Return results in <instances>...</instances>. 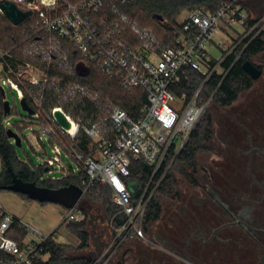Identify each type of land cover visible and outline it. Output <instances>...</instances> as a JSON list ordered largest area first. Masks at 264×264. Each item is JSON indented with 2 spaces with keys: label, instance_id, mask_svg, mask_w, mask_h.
I'll return each instance as SVG.
<instances>
[{
  "label": "built area",
  "instance_id": "built-area-1",
  "mask_svg": "<svg viewBox=\"0 0 264 264\" xmlns=\"http://www.w3.org/2000/svg\"><path fill=\"white\" fill-rule=\"evenodd\" d=\"M6 1L30 11V15L14 24L1 8L0 13L14 26L26 23L24 34L38 38L28 50L38 63L19 59L11 51L0 53L3 90L0 89L6 101V89L1 85L4 80L35 111L29 115L38 124L34 132L44 159L39 166L47 172H63L59 178H47L51 180L83 172V196L98 182L108 185L112 202L118 208L112 218V243L122 245L132 238H144L148 205L172 164L165 165L168 153L172 148L176 154L181 151L213 102L214 95L204 97L205 84L214 74L224 79L261 34V7L251 6L249 0H225L216 11L197 8L180 22L181 29L171 45L161 46L157 36L146 29L140 32L143 44L133 46L127 36L125 15L99 18L110 0H0ZM251 7L257 8L256 13L250 11ZM67 45L80 55L75 67L71 65ZM216 51L219 55H215ZM230 57L233 60L226 65ZM8 58L18 60L17 66L13 67ZM93 65L118 80L129 93L145 91L146 100L136 116L120 104L102 103L101 93L85 77ZM193 71L203 74L204 81L190 92L184 90V83ZM58 96L69 98L67 107L52 105ZM58 111L70 122L69 127L58 122ZM105 117L108 124L102 123ZM7 120L8 116V130L12 124ZM81 135L91 140L90 153L78 143ZM47 140L52 145L51 156ZM63 152L78 167L70 165ZM133 160H142L153 168L151 181L138 196L127 181ZM160 171L161 178L152 187ZM81 199L67 210L64 221L85 219ZM23 229L26 233L21 235ZM51 236L0 206V264H36L40 257L46 259L44 245Z\"/></svg>",
  "mask_w": 264,
  "mask_h": 264
},
{
  "label": "flooded vegetation",
  "instance_id": "flooded-vegetation-1",
  "mask_svg": "<svg viewBox=\"0 0 264 264\" xmlns=\"http://www.w3.org/2000/svg\"><path fill=\"white\" fill-rule=\"evenodd\" d=\"M249 4L264 9V0ZM260 78L252 98L220 119L218 141L211 138L182 187L159 200L145 237L112 244L95 264H264L263 70Z\"/></svg>",
  "mask_w": 264,
  "mask_h": 264
},
{
  "label": "trees",
  "instance_id": "trees-1",
  "mask_svg": "<svg viewBox=\"0 0 264 264\" xmlns=\"http://www.w3.org/2000/svg\"><path fill=\"white\" fill-rule=\"evenodd\" d=\"M68 1L77 3L81 0ZM224 1L225 0H134L127 4H123L122 0H110L100 12L99 18L106 16L114 19L125 15L127 17V36L133 46H140L143 44V40L140 38V32L146 29L157 36L158 43L161 46H167L174 42L177 32L181 29L178 18L184 11H191L201 7L216 11ZM160 17L165 20L164 23L160 21ZM25 27L26 23L20 26L12 25L10 21L0 13V53L11 51L13 55L19 59H26L38 63L28 52V50L34 47L38 38L37 36L28 38L24 34ZM67 50L69 52L71 65L75 67L80 55L76 53L70 45H67ZM262 52H264V38L262 35H259L250 43L241 59L233 65L224 79L218 74H214L211 77L204 86V97L214 95L213 101L221 106H231L234 104L242 93L252 89L255 82V80L243 69V63L246 60L253 61V59ZM232 60L233 57H230L226 65H229ZM8 61L13 67H16L18 64V60L14 58H8ZM258 67L263 70L262 65L259 64ZM85 77L101 93V101L103 104H120L133 116L138 114L140 106H142L146 100V93L143 89H137L133 93H129L120 87L118 80L109 78L94 65ZM203 81L204 75L197 71H193L191 72L190 80L184 83V90L190 92L196 91ZM68 102L69 98L58 96L55 101H52V105L61 104L67 107ZM4 103V94L0 89V158L3 164V171L0 174V190L15 191L11 189V187L16 181H21L48 190L75 188L84 192L85 184L83 182V172L70 175L61 180H51L45 177L47 173L45 167L31 165L29 162L19 158L16 152V145L13 139L9 137L7 129L5 128V119L7 116L9 117V115L5 114ZM208 111L194 129L181 151L176 154L172 148L168 153L165 165L172 164L148 205L146 220L156 219L160 214L161 207L159 199L156 197L157 193L161 192L165 195H170L175 191L174 184L176 179H174L175 177L171 174L172 169L176 166L177 170L184 177H189L191 170L197 168L199 155L210 149L209 144L213 137V130L210 126L212 117ZM12 112L13 108L10 115ZM102 123L108 124L106 117L103 118ZM12 128L22 135L20 132L21 126L19 124H15V127L12 126ZM78 143L86 153L92 151V142L85 135L79 137ZM162 172L163 171H160L155 176L152 187L161 178ZM152 175V166L142 160L132 161L131 172L127 177V181L135 196L143 192L144 188L151 181ZM15 192L42 204L51 202L47 199L38 200L32 198L22 191ZM86 196L100 199L108 205L107 210L111 218H113L118 211V208L112 202V190L108 185L98 182L92 189L85 192L81 201H83ZM83 211L86 215L87 212H85L84 209ZM116 220L118 222L120 220L119 217H117ZM66 222L67 221H64L66 227H70L81 241L77 249L88 248L90 246V235L86 229L88 219L85 217V219L80 222ZM20 233L24 235L26 230L23 229ZM77 249L70 245L59 243L51 236L44 245V253L48 254V257L46 259L40 257L36 264H92V259L76 256L75 252Z\"/></svg>",
  "mask_w": 264,
  "mask_h": 264
},
{
  "label": "rangeland",
  "instance_id": "rangeland-1",
  "mask_svg": "<svg viewBox=\"0 0 264 264\" xmlns=\"http://www.w3.org/2000/svg\"><path fill=\"white\" fill-rule=\"evenodd\" d=\"M256 10V7L250 8L251 12L256 13ZM188 12L189 11H184L180 15L178 18L179 24ZM263 13L264 9H259V14L261 15ZM260 35L264 38V27ZM215 55H219V52L216 51ZM253 62L262 65L264 71V52L255 57ZM262 80V78L255 80L253 87L260 85ZM1 85L6 89L7 100L10 101L13 108V112L9 115L7 121H9L13 127H15V124L21 126L20 132L23 137L22 146H16V152L21 160L29 162L31 165L39 166L43 163L44 159L41 156L43 151L42 146L40 145L37 134L34 132V129H38V124L31 121L30 115L23 109L21 99L17 96L16 91L12 90L4 80H1ZM250 98H252L251 90L242 93L239 99L231 106H221L215 103V101L211 103L208 113H210L212 117V123L210 126L213 130V137L217 138L216 134L221 129L219 124L220 119L226 117L230 112L234 113V108L238 105H244ZM44 137H46V135H44ZM46 148L50 156L54 154L52 151V145L48 140L46 141ZM63 153L65 160H67L70 165L78 167L73 159L67 156L65 152ZM2 171L3 164L0 158V174ZM171 174L175 177L174 179H176L174 189L176 190L177 188L182 187L185 180L184 178L186 177L177 170L176 166L172 169ZM62 175V171L54 170L53 172H47L45 177L59 178ZM35 193L37 194L38 191H35ZM166 196L167 195L161 192L156 195L159 200ZM0 206L15 214L17 217L25 220L44 234L52 235V238L59 243L70 245L75 249L81 244V241L73 233L72 229L66 227L64 224V218L68 208L62 204L55 202L42 204L36 200H30L12 190H0ZM80 206L85 212H87L85 216L86 219H88L86 229L90 235V246L86 249H77L75 255L90 258L92 259V264H95L100 260L108 258V254L111 251L109 247L113 244L112 242L115 235L113 229L114 224L107 210L108 205L102 202V200L86 196L84 200L81 201ZM92 231L94 237L91 235ZM96 241L101 244L103 243V249H99ZM127 243V245L132 244L130 241H127Z\"/></svg>",
  "mask_w": 264,
  "mask_h": 264
},
{
  "label": "water",
  "instance_id": "water-1",
  "mask_svg": "<svg viewBox=\"0 0 264 264\" xmlns=\"http://www.w3.org/2000/svg\"><path fill=\"white\" fill-rule=\"evenodd\" d=\"M0 8L3 10L5 15L14 23L19 24L24 21L29 15L30 11L21 10L16 3L11 1L0 2ZM160 20L162 18L160 17ZM243 69L252 77V79L257 80L262 75V70L258 67V65L250 60H246L243 63ZM1 88V86H0ZM2 89V88H1ZM3 90V89H2ZM22 107L29 114H34L33 108L29 105L26 98L21 100ZM5 114H9L11 112V103L6 100L4 103ZM56 117L58 122L65 126L69 127L70 122L66 119L65 115L58 111L56 113ZM7 133L10 138L15 139L16 146H22V137L12 128L7 130ZM11 189L15 191H22L27 193L32 198L38 200H49L51 202L59 203L64 205L67 208H73L78 201L83 196V191L77 190L75 188H65L61 190H48L43 188H38L33 184L23 183L21 181H16L15 184L11 187ZM35 191H38L36 194Z\"/></svg>",
  "mask_w": 264,
  "mask_h": 264
}]
</instances>
